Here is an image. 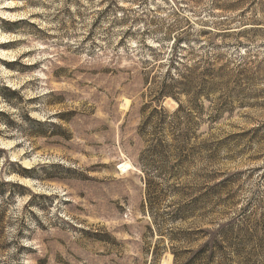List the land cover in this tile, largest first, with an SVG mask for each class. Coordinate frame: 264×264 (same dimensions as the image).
Returning <instances> with one entry per match:
<instances>
[{"label": "rangeland", "instance_id": "374dc122", "mask_svg": "<svg viewBox=\"0 0 264 264\" xmlns=\"http://www.w3.org/2000/svg\"><path fill=\"white\" fill-rule=\"evenodd\" d=\"M232 223L264 264V0H0V264H183Z\"/></svg>", "mask_w": 264, "mask_h": 264}, {"label": "trees", "instance_id": "16d2710c", "mask_svg": "<svg viewBox=\"0 0 264 264\" xmlns=\"http://www.w3.org/2000/svg\"><path fill=\"white\" fill-rule=\"evenodd\" d=\"M258 229L259 227L256 225L253 232H250L251 230L246 225L237 226L236 223L222 227L210 243L201 245L197 250H191L189 252L191 256H187L188 258L183 264H224L226 262L233 264L235 262L236 264H262L258 254L248 250V245H245L246 238L254 239L258 235ZM203 231L200 230L199 233L202 234ZM234 239L238 241L241 239L240 243H234ZM228 249H232V255H227ZM173 253L175 256L174 264H177L181 256L175 250H173Z\"/></svg>", "mask_w": 264, "mask_h": 264}]
</instances>
